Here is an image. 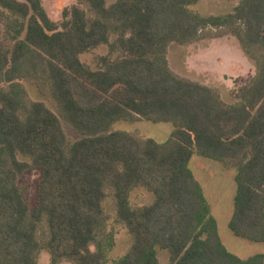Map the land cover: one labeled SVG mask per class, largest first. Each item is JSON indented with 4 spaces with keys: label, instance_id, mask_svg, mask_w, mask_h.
I'll list each match as a JSON object with an SVG mask.
<instances>
[{
    "label": "trees",
    "instance_id": "trees-1",
    "mask_svg": "<svg viewBox=\"0 0 264 264\" xmlns=\"http://www.w3.org/2000/svg\"><path fill=\"white\" fill-rule=\"evenodd\" d=\"M198 1L76 0L57 23L42 0H0V264H38L41 251L50 264H107L109 197L132 242L113 264H159V250L168 264H264V253L241 259L225 248L189 167L196 154L234 169L228 228L264 242V0L209 17L191 8ZM208 28H227L256 65L233 103L169 65L172 42H194ZM103 44L109 54L96 68L81 61ZM25 82L56 112L30 100ZM143 120L173 130L157 142L112 129ZM31 169L40 176L29 204L20 177ZM136 187L153 195L150 205L131 207Z\"/></svg>",
    "mask_w": 264,
    "mask_h": 264
},
{
    "label": "rangeland",
    "instance_id": "rangeland-1",
    "mask_svg": "<svg viewBox=\"0 0 264 264\" xmlns=\"http://www.w3.org/2000/svg\"><path fill=\"white\" fill-rule=\"evenodd\" d=\"M107 4H110L112 0H106ZM238 3V0H199L191 8L198 12L203 17L225 15L230 11H233L234 6ZM43 7L47 12L49 18L52 21L60 23L62 20V11L65 7H70L76 4V0H42ZM214 28L206 29V32L210 35H204L198 40L191 43H178L172 42L168 48V57L170 60V67L173 69V64L178 71V74L195 80L199 83L215 87L219 90L222 99L227 103H233L235 99L232 97L230 88H226L223 84L217 82L216 74H206L211 68L212 70H220L222 67L230 66L229 60H231L232 53L220 42V39L216 40L211 49L200 52L199 60H201L208 66L203 67L199 72L190 71L182 64L188 52H191L197 46H206L209 39L218 36H235L227 33L229 30H218ZM115 40V36H111L110 42ZM237 40V39H236ZM238 41V40H237ZM109 54V46L107 44L100 45L93 48L80 56L82 62L87 64L91 68H96V60L99 56H105ZM189 54V53H188ZM116 53L112 54L114 57ZM226 59L225 64L220 63V59ZM251 61L252 58H251ZM254 63V62H253ZM237 69L238 67L235 66ZM199 73V74H197ZM231 74V73H230ZM235 74V73H234ZM253 70H249L248 65L245 67V71L239 73L242 81L238 78L234 79L231 84L233 90H236L238 86L248 82L252 76H254ZM237 75V74H236ZM226 77V76H225ZM227 78V77H226ZM248 80V81H247ZM231 82V81H230ZM232 83V82H231ZM229 86V87H231ZM24 87L27 91L28 97L32 101H41L51 110L55 111L54 104L46 98L37 88L33 82H25ZM62 126L67 137L71 140H77L79 137L76 132L62 121ZM173 125L171 123L160 122L153 123L150 121H136L125 122L119 121L113 124V130H120L126 132H135L143 137H149L157 142H164L170 135ZM189 167L194 177L200 183L204 195L209 203L212 216L216 220L217 232L222 244L225 248L241 259H246L256 254L264 253V242H251L239 237H236L228 228V222L233 213V198L235 194V170L228 169L221 171L222 166L219 162L210 160L198 155H193L189 161ZM39 171L31 169L24 173L20 177V181L26 184L25 198L29 204L33 203L36 197V183L39 179ZM153 195L145 188L136 187L130 191L129 203L131 207L135 208L141 205H150L153 201ZM104 210L109 215V228L111 227L115 232V245L109 253V261L107 264H113V261L122 256L131 246V237L128 234L126 228L121 223H115V206L111 197L104 201ZM166 250H159L158 257L160 264H168V255ZM38 264H50L49 254L46 251H41L38 255ZM59 264H71L64 260Z\"/></svg>",
    "mask_w": 264,
    "mask_h": 264
},
{
    "label": "crops",
    "instance_id": "crops-1",
    "mask_svg": "<svg viewBox=\"0 0 264 264\" xmlns=\"http://www.w3.org/2000/svg\"><path fill=\"white\" fill-rule=\"evenodd\" d=\"M237 4L238 3H236V5ZM236 5L234 6V8L236 7ZM230 12H232V11H230ZM218 39H220V42L222 44L227 45V48L230 51H234V52H231L232 53V57H231V60H229L230 66H228V67L224 66L220 70L218 69V70H215V71L212 70L211 68H209V70L205 69V71H207L206 74H208V75L211 72L216 74V77H219V78L216 79L217 82L220 83V84H223L226 88H230V91H233V87L231 86V84H233V85L236 84V83L233 82V80L238 78L239 81H242L241 77H239L240 76L239 73L244 72L245 71V67L247 65H248L249 70H251V71L253 70V73L256 74V72H257L256 65L253 63V61H251V56L246 52V50L243 48V46L235 38H233V37L230 38V37H227V36H218V37L215 36V37H212L211 39L208 40L206 46H204V45L202 47L197 46L191 52H188L189 54L188 53L186 54L185 58L183 59L182 64L184 66H186V68L188 70L193 71V72L194 71L199 72L200 70H202L203 67H206L207 65L203 61H202V63H200L201 62V60H199L200 52L206 51L208 48L211 49L213 43L216 40H218ZM193 43H191V44H193ZM167 57H168V54H167ZM225 60H226L225 58L224 59H220V63L221 64H223V63L225 64ZM168 61H169V65H171L169 57H168ZM235 66L238 67V68L236 69ZM172 70H174L178 74V71H176V69L174 67V64H173V69ZM197 74H199V73H197ZM255 74H253V75H255ZM245 83H246V81H245ZM229 86H231V87H229ZM172 130H173V128H172ZM221 166L223 168V169H221V171H225V170L231 169V168H225L222 164H221ZM158 260H159V257H158ZM168 262H169V256H168ZM159 264H160V261H159Z\"/></svg>",
    "mask_w": 264,
    "mask_h": 264
}]
</instances>
